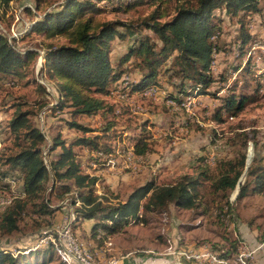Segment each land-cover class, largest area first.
<instances>
[{
	"label": "rangeland",
	"instance_id": "obj_1",
	"mask_svg": "<svg viewBox=\"0 0 264 264\" xmlns=\"http://www.w3.org/2000/svg\"><path fill=\"white\" fill-rule=\"evenodd\" d=\"M90 1L100 8L93 15L95 20L132 23L134 34L122 39L114 37L109 42L108 57L111 66L116 65L128 46H136L141 36H148L159 45L157 37L150 30L134 28L155 3L141 0L136 6L127 7V3H116L115 0ZM64 2L65 0H10L4 9L0 8V33L17 50L35 52L20 66L17 75L0 76L1 157L17 151L16 143L21 142L16 141L7 128V121L17 109L29 111V123L43 133L44 163L59 150H47L54 136L69 143L79 136H92L96 133H83L71 128L67 124L69 121L75 120L85 128L98 130L112 120L110 115L105 118L98 115L72 117L69 107L54 108L57 97L53 81L42 74L39 68L45 48L51 44H60L63 39H44L41 35L30 32L29 28L44 12L59 10ZM165 6L166 10L160 21L167 20L173 14V3L169 2ZM212 13L219 20V30L213 39L216 46L212 54L215 68L210 72L214 81L208 90L216 97L211 94L202 98L177 97L169 93L176 98L173 100L178 105L189 98L193 99V104L187 109L182 105L172 109L164 102V96L168 93L162 83L156 87L164 91L163 95L155 97L143 98L137 93L136 97L122 100L106 95L105 101L113 104L117 112H120L113 120L115 124L108 132L110 136H122V131L126 130L124 134L129 137H145L149 152L147 156H141L140 162L137 161L138 170L131 172L129 168L123 167L121 157L115 153L110 154L112 163L109 164L97 153L89 154L86 147L73 146L80 169L101 180L95 187L96 193L100 194L104 187L106 194L115 197V201H123L134 187L145 181L152 179L157 184L169 183L181 173L194 172L196 165L211 155L213 162L207 163V166L212 172L216 171L220 162L233 158L242 151L246 156L250 154L249 162L255 158L258 164H264V0H258L255 12L229 16L220 8L214 9ZM238 18L249 35L242 47L239 45ZM256 56L259 57L257 63L254 61ZM137 61L135 56H131L123 64V74H127L130 81L139 76V71L134 66ZM162 69L163 66L159 68V80L162 78ZM231 92L246 99L244 106L234 116L221 112L219 121L214 117L216 109L219 108L222 97ZM144 124V130L141 131L140 127ZM126 138L117 137L118 140L111 141L113 149L116 146L132 147ZM243 139H247L245 148L241 147ZM48 184L49 182L46 186ZM17 192V185L12 190L8 185H0V195L10 196ZM199 194L205 209L201 204L190 209L176 208L169 204L161 212L153 210L142 215L139 211L143 221L130 219L117 232L105 233L106 236L103 235L102 238H96V230L100 228L95 230V234L92 231L95 222L93 219L77 218L71 223L70 229L98 264H104L112 257L118 260V264H122V260L145 264H152L153 261L156 264H222L210 262L204 256L199 257L201 262H197V259H187L182 254L196 255L205 252L214 254L226 264H264V190L240 199H235L236 192L233 190L227 194L226 199L220 196L221 193H211L205 182L199 188ZM48 197L52 206L60 204L65 207L63 213H67L70 207L67 199L59 202L52 195ZM70 208L73 211V207ZM59 209L37 216L29 206L28 213L18 220L15 231L9 234L0 232V250L15 253L18 249H35V243L44 232L59 222V218L56 220L61 212ZM45 247L39 245L36 249ZM53 254L56 260H60L54 251ZM221 254L225 256L222 258ZM30 259L34 260V257ZM48 264H55V261Z\"/></svg>",
	"mask_w": 264,
	"mask_h": 264
},
{
	"label": "trees",
	"instance_id": "obj_2",
	"mask_svg": "<svg viewBox=\"0 0 264 264\" xmlns=\"http://www.w3.org/2000/svg\"><path fill=\"white\" fill-rule=\"evenodd\" d=\"M10 0H0L4 9ZM138 1V2H134ZM141 0H115L116 3H127L136 6ZM155 3L151 11L141 19L134 28L150 30L159 41L157 46L148 36H141L136 46H128L115 66L109 62V42L114 38L122 39L134 34L132 23L120 20H95L93 15L99 7L90 0H65L56 11L44 12L34 20L29 31L39 34L44 39L62 38L60 44L48 45L43 51L39 71L53 81L56 92L55 109L63 106L70 108V116L98 115L100 118L110 115L111 119L98 130L85 128L81 124L69 121L71 128L83 133L95 131L92 136H79L65 143L59 136L51 138L47 150L52 152L59 148L47 163L42 158L43 133L28 121L29 111L15 110L7 121V128L18 145L14 153L1 157L0 183L4 177H17L18 195L11 204L0 212V232L9 234L15 231L18 220L27 214L28 207L33 208L37 216L49 214L62 208L60 204L52 206V195L59 202L67 199L73 207L74 220L93 219L92 231L100 228L105 233H114L128 220L143 221L142 215L148 211H163L169 204L176 208L190 209L201 203L199 188L208 183L209 191L227 199L233 190L235 199L248 194H259L264 190V164H258L255 158L246 162L245 152L220 162L212 172L201 160L192 173H181L169 183L157 184L150 179L134 187L123 201L106 194L102 187L100 194L95 187L101 181L98 176L83 172L72 150L73 146H84L88 153L112 154L111 141L126 138L132 142L135 155L144 156L149 152L145 137H129L122 131V136H110L114 127L113 120L120 112L115 106L105 101L113 84L124 73L123 64L131 56L138 61L134 66L139 76L127 83L128 94L139 93L148 86L163 84L166 96L176 99L178 96L213 95L208 90L214 81L209 70L216 49L211 39L217 35L219 20L214 16V9H223L229 16L239 13L255 12L258 0H146ZM173 3V14L167 20L160 21L166 4ZM238 18L239 45L242 47L249 38ZM118 28H123L119 31ZM136 30V29H135ZM240 47V48H241ZM35 52L17 50L0 33V76L17 75V70ZM167 63V64H166ZM165 64V65H164ZM162 69V82L158 79L159 68ZM161 84V85H162ZM171 93V94H169ZM216 93V92H215ZM216 97V96H214ZM165 99V98H164ZM180 99V98H178ZM245 98L235 96L233 92L222 97L214 117L220 119L221 112L228 116L236 115L244 106ZM220 121V120H219ZM145 127L142 125L140 130ZM147 127V126H146ZM247 139L241 147L245 148ZM250 154L248 155V158ZM49 184L46 186V183ZM0 184V185H1ZM141 211L142 215H139ZM73 220V221H74ZM72 221V222H73ZM71 222V223H72ZM29 248V247H28ZM20 249L15 253L1 249L0 264H64L56 260L51 246L42 249ZM221 254L220 257H224ZM30 257H34L31 260Z\"/></svg>",
	"mask_w": 264,
	"mask_h": 264
},
{
	"label": "built area",
	"instance_id": "obj_3",
	"mask_svg": "<svg viewBox=\"0 0 264 264\" xmlns=\"http://www.w3.org/2000/svg\"><path fill=\"white\" fill-rule=\"evenodd\" d=\"M217 35H213L211 39L213 40ZM255 63L258 62L259 57L256 56L254 58ZM215 68L214 60L212 59L209 65V70L212 71ZM130 81L129 76L127 74H122L119 79L113 84L111 87L108 97H115L122 100H129L130 95L127 91V83ZM163 90L158 89L156 86H148L146 89L142 90L138 93L140 97L148 98L151 96L156 95H163ZM165 98V97H164ZM188 98V97H186ZM164 102L167 103L168 107L170 108H180L182 107H191L193 104V99L189 98L186 102H181L180 105L175 103L172 98H165ZM187 109V108H186ZM113 153L119 155L123 161V167L129 168L131 172L137 171L139 168V164L137 161L140 162L141 156L135 155L133 153L132 147H121L116 146L113 149ZM99 157L106 160V163H112V157L110 154H102L97 153ZM203 161L207 164H211L213 162L212 155L205 157ZM4 181V182H3ZM2 182L7 184L9 188L12 190L14 186L18 185L19 179L17 177H4ZM19 192L15 194H11L10 196L0 195V211H2L6 206L11 204L14 197L18 195ZM74 220L73 211L69 207V210L66 214L62 216V219L58 223H54L51 226L49 231L44 232V235L38 239V242L35 243L34 248L39 245L44 246H51L53 251L58 255L60 261L64 264H98L94 262L91 258L90 254L88 253L86 247L76 238L72 233L70 226L71 222ZM104 235V231L101 229L96 230V238H102ZM108 237V236H107ZM109 244V241H107ZM184 257L188 258H195L197 262H201L199 257H207L208 261L214 263H224L222 260L218 259L214 254L205 252L201 254H185L182 253ZM152 264H156L154 261L151 262ZM104 264H118V260L116 258H109ZM132 264H145L143 262L140 263H132ZM149 264V263H148Z\"/></svg>",
	"mask_w": 264,
	"mask_h": 264
},
{
	"label": "crops",
	"instance_id": "obj_4",
	"mask_svg": "<svg viewBox=\"0 0 264 264\" xmlns=\"http://www.w3.org/2000/svg\"><path fill=\"white\" fill-rule=\"evenodd\" d=\"M136 95H137V93L136 92H133L131 95H130V98L129 99H131V98H133V97H136ZM205 96H207V95H199V96H196V97H200V98H202V97H205ZM128 144H130V145H132L133 143L131 142H129ZM115 146V145H114ZM146 155V154H145ZM147 156V155H146ZM145 156V157H146ZM103 170V169H102ZM112 173H115V171H113ZM111 174V173H110ZM111 178V177H110ZM64 209H65V207L63 208H60L59 210H61V212L60 213H58V216H57V218H56V220L59 218V221L62 219V216L65 214V213H63V211H64ZM91 225V224H90ZM123 262H121L122 264H129V263H131L132 264V262L131 261H125V260H122ZM125 261V262H124Z\"/></svg>",
	"mask_w": 264,
	"mask_h": 264
},
{
	"label": "water",
	"instance_id": "obj_5",
	"mask_svg": "<svg viewBox=\"0 0 264 264\" xmlns=\"http://www.w3.org/2000/svg\"><path fill=\"white\" fill-rule=\"evenodd\" d=\"M249 162V158H248V155L246 156V164Z\"/></svg>",
	"mask_w": 264,
	"mask_h": 264
}]
</instances>
